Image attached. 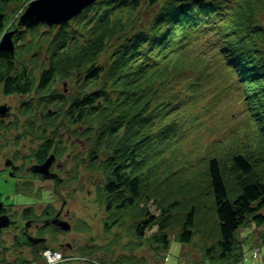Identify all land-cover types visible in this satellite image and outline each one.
<instances>
[{
	"label": "trees",
	"instance_id": "obj_1",
	"mask_svg": "<svg viewBox=\"0 0 264 264\" xmlns=\"http://www.w3.org/2000/svg\"><path fill=\"white\" fill-rule=\"evenodd\" d=\"M28 1L0 0V37L16 24L18 7L12 14L8 5ZM70 26L19 31L14 53L0 51V91L34 90L49 127L59 107L62 121L81 124L69 131L89 142L88 169L103 176L96 202L105 211L104 231L124 228L130 220L136 240L123 246L131 250L156 226L146 240L158 253L169 251V231H175L181 244L202 237L210 263L244 260L238 230L251 222L264 225V146L249 149L232 141L227 146L224 139L197 154L195 165L179 162L177 154L188 136L184 129L198 127L197 118L183 119L184 106L207 99L211 66L235 76L233 88L237 84L246 106L242 122L264 136V0H98ZM102 51L108 53L104 64ZM63 80L73 81L75 90L57 95L54 86ZM182 80L190 94L184 102L180 92L167 95ZM24 106L23 115L34 114L33 99ZM47 131L31 127L16 138L57 136ZM39 153L41 161L47 159L48 146ZM150 201L158 216L139 206ZM113 233L112 244L119 243L123 234ZM100 249L111 250L93 244L84 254ZM134 258L122 254L114 264H134Z\"/></svg>",
	"mask_w": 264,
	"mask_h": 264
},
{
	"label": "rangeland",
	"instance_id": "obj_2",
	"mask_svg": "<svg viewBox=\"0 0 264 264\" xmlns=\"http://www.w3.org/2000/svg\"><path fill=\"white\" fill-rule=\"evenodd\" d=\"M30 1H28V3ZM27 4H9L7 7V13H12V11H14L13 9L18 7V14L14 17H19L21 14L20 12L25 6H27ZM70 25L71 29L75 23L71 21ZM58 27H55L54 31L59 30ZM45 50L46 47L44 48V51ZM107 57L108 53H104V51H102L99 57L100 63H106ZM190 72L191 71L188 73ZM235 79V76H231L225 70L218 71L214 69L213 66L209 68V76L205 82V86L209 91L207 99L200 101L191 109H188L187 105L184 106L185 110L182 113L183 119L189 123L197 118L195 125L198 127L197 129H192L189 132L186 131V128L184 129V132L188 136L181 144V147H179L180 150L177 154L179 162L184 163L186 161H190L192 165H195L193 162L195 157H198L197 154H204V152L209 149L208 147L213 144H218L219 142L222 143L221 141H224V139L227 140L226 142L224 141L227 146L231 143V141L245 143L249 149L264 146V136H256L254 131L248 129L242 122L245 120V116L247 115L245 111L246 106L244 102H242L240 93L236 88L237 84H235V88H233ZM180 82L181 83L171 92L167 93V95L175 96L180 92V100L184 102L185 96L190 94L185 91L184 81L182 80ZM59 83L60 82L55 85L58 86V89L67 88V92L75 90L73 81L68 83L67 86ZM229 86H231V88H229ZM21 98L23 101H27L30 96H7L0 91V105L5 104L8 107V114L12 109L14 111V115L7 114L4 118H0V121L2 120L5 125L10 124V128L7 130L0 128V168L3 167L2 161L4 158L10 157L15 147L14 145L21 147V151L18 152L19 154H23L25 151L30 150L29 148H26V145H23L25 143L28 144L27 135L17 139L16 137L18 133L23 131L21 129L16 130L14 128L15 121H17L16 117L18 115H22L19 108ZM19 121L23 122L21 119H19ZM68 132V129L59 130V134L63 137L68 136ZM235 132H237L238 136L236 135L237 138L234 140L231 139V137L235 135ZM15 141L17 144L11 146V142L15 143ZM70 143H74L73 146L69 147V150L73 149L71 154H75V156L79 155L78 160L80 165H85L88 160L82 162L81 158L87 154L89 150V142L84 139H73ZM28 145L32 146V142L29 141ZM63 160L65 161V166L70 168L72 165L70 157L67 160ZM225 163L228 164L226 161ZM78 173L75 174L76 178L67 181L70 176L69 171L64 173L61 172V177H63L61 185L64 186V189H61L63 193L62 195L67 199L66 208L71 210L70 216L74 218L73 223L75 227L72 232L63 235L60 241L70 242L73 245L72 249L69 247L58 246L60 255H56L55 259L50 260V262L45 258L47 257L45 252L38 253L34 256L30 255L25 258L26 260L36 261L33 264H85L89 263L88 261L90 260L99 264H114V261L119 256L126 254L135 257L134 264H213L208 262L209 259L204 256V244L201 241L203 240L202 237L197 236L190 244H181L176 241L177 238L174 233L175 231H169L170 238L172 240L169 251L158 253L147 243L146 240V238L156 230V226H152L146 230L144 235L145 238L141 241V245L137 246L134 250H131L127 246H123V244H127L131 240H136L131 235V221L129 220L124 228L112 229L111 233H106L103 226L105 211L99 203L96 202L97 190L104 184L103 176L99 172L86 170L84 167L82 168V174L84 173V175L79 177ZM39 184L41 183H38V185ZM49 184L51 187L52 182H49ZM18 185L22 186L20 181L14 180V178L10 177L7 173H0V193L5 195V200L8 203H17L21 205L25 202L32 203V200L34 199L18 194ZM7 196L10 198L6 199ZM60 205L61 203L58 207ZM139 206L142 208L143 212L149 210L155 216H158L159 214V210L155 206L154 202L150 201L148 205L142 206L140 204ZM126 218L130 219V215L127 214ZM83 225L88 226V228H83ZM115 231H120L123 234V237L119 243L115 242L112 244V241L115 240L113 233ZM237 236L242 242L243 249L246 251V258L237 264H264V225L257 227L251 222L250 224L240 228L237 232ZM11 242V235L8 231L4 230L2 236L0 235V255L1 251L4 249L8 250V255H14L11 252L15 248ZM93 244H100L102 246L110 245L111 250L106 251L104 249H100L94 254L85 255L84 252L86 247ZM50 252L52 256L54 253L52 251Z\"/></svg>",
	"mask_w": 264,
	"mask_h": 264
},
{
	"label": "flooded vegetation",
	"instance_id": "obj_3",
	"mask_svg": "<svg viewBox=\"0 0 264 264\" xmlns=\"http://www.w3.org/2000/svg\"><path fill=\"white\" fill-rule=\"evenodd\" d=\"M56 89H58V86H56ZM67 91L68 89L66 88L64 92ZM13 95L19 97L30 96L27 101H23L21 98L19 107L20 110H22L21 108L25 109L26 107L24 106V103L31 101L32 99L34 105L33 115L22 114L21 116L18 115L16 117L17 121H15L14 126L16 130L21 129L22 131H30L31 127H33V129L47 128L48 133H50L52 130H56L57 136L54 138L49 137L47 139H35V136H30L28 134V144L29 141H31L32 146L26 143L23 145H26V148H29L30 150L25 151L23 154H19L18 152L21 151V147L14 145L17 144L16 141L15 143L11 142V146L14 145L15 147L10 157H5L2 161L3 167L0 168V173H7L10 175V177L14 178V180L25 183L22 186L18 185V194L25 197H30L34 200H32V203L25 202L23 205L17 203L12 204L8 203L5 200V195L0 193V216L6 215L10 220L8 226L0 228V235L2 236L4 230L8 231L12 237L11 243L15 248L14 250L11 249V253L14 254H11V256L8 255V250L4 249L1 251L0 264H11L13 261L19 262L30 255L34 256L38 253H41L45 248H51L53 250L60 251L58 246H62L72 249L73 245L70 242H61L60 239L66 233L72 232L75 227L73 223L74 218L70 216L71 210L66 208L67 199L62 195L63 193L61 189H64V186L61 185L63 180V177H61V172L64 173L69 171L70 176L68 177L69 179H67V181L76 178L75 174L77 173V168L74 160L75 154H71L73 149L69 150V147L73 146L74 144L70 142L73 139L78 140V138L73 137L70 131L67 133L68 136L62 137L59 134V130H71L76 126H82L76 122L71 124L67 122L66 119L65 122L62 121V107H59L58 111H55L53 114V117L56 118V121L52 127H49L50 123L45 121L47 117L43 112L44 106H39V100L37 99V95L35 94L34 90L25 94L13 93L8 94L7 96ZM35 113H38V119L36 121H31V118L35 115ZM9 114L14 115L13 109L9 112ZM19 119H21L23 122H20ZM5 126H10V124ZM4 130H7V128L4 127ZM59 144L60 146H58ZM45 145L48 146L49 154H53L55 156V159H53L47 174L34 171V166L40 165L46 160L45 159L41 161L40 159H42V155L39 153L45 149ZM59 153L62 154L59 155ZM37 154H39V157H37ZM87 156L88 152L84 156L85 160H88V162L85 163V165H81L79 167V177L84 175V173L82 174L83 167L86 170H89V159ZM69 157L72 163L70 168L65 166V161L63 160H67ZM49 182H52L51 187ZM38 183L41 184L38 185ZM7 198L10 197L7 196L6 199ZM60 203L61 205L58 207ZM60 222H64V224L70 227L68 229H64L60 225Z\"/></svg>",
	"mask_w": 264,
	"mask_h": 264
},
{
	"label": "water",
	"instance_id": "obj_4",
	"mask_svg": "<svg viewBox=\"0 0 264 264\" xmlns=\"http://www.w3.org/2000/svg\"><path fill=\"white\" fill-rule=\"evenodd\" d=\"M96 0H32L26 11L21 15L18 26L25 25L27 27L46 22L48 25L64 24L72 17L77 16L85 7L91 5ZM15 30L6 32L1 41L0 49L13 52L14 43L13 35L18 31ZM7 111L6 106L0 107V114L4 116ZM53 156L49 157L43 164L34 166V171L47 174ZM9 217L6 215L0 216V228H4L9 224ZM64 229L70 226L60 222Z\"/></svg>",
	"mask_w": 264,
	"mask_h": 264
},
{
	"label": "built area",
	"instance_id": "obj_5",
	"mask_svg": "<svg viewBox=\"0 0 264 264\" xmlns=\"http://www.w3.org/2000/svg\"><path fill=\"white\" fill-rule=\"evenodd\" d=\"M47 252H48V254H47ZM45 255L47 256V257H45L47 260H49V262H50V260H52V259H55V254H52V256H51V252L50 251H46L45 252Z\"/></svg>",
	"mask_w": 264,
	"mask_h": 264
}]
</instances>
